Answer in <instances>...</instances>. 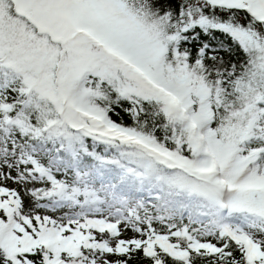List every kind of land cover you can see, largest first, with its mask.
Wrapping results in <instances>:
<instances>
[{
	"label": "snow or ice",
	"instance_id": "obj_1",
	"mask_svg": "<svg viewBox=\"0 0 264 264\" xmlns=\"http://www.w3.org/2000/svg\"><path fill=\"white\" fill-rule=\"evenodd\" d=\"M0 264H264V0H0Z\"/></svg>",
	"mask_w": 264,
	"mask_h": 264
}]
</instances>
